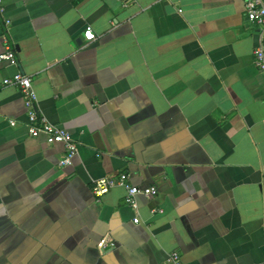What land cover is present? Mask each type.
I'll use <instances>...</instances> for the list:
<instances>
[{"label": "crops", "instance_id": "1", "mask_svg": "<svg viewBox=\"0 0 264 264\" xmlns=\"http://www.w3.org/2000/svg\"><path fill=\"white\" fill-rule=\"evenodd\" d=\"M3 2L0 52L18 64L0 62V264H264V77L245 0ZM18 71L77 142L71 165L29 135L23 93L3 83ZM122 173L159 193L137 208L125 186L94 193Z\"/></svg>", "mask_w": 264, "mask_h": 264}, {"label": "built area", "instance_id": "2", "mask_svg": "<svg viewBox=\"0 0 264 264\" xmlns=\"http://www.w3.org/2000/svg\"><path fill=\"white\" fill-rule=\"evenodd\" d=\"M123 6H127L131 3L138 2L139 0H119ZM170 2L182 1V0H168ZM245 6L248 14V18L259 28V44L254 49V65L257 70L264 77V0H245ZM179 12H182L181 7L178 8ZM5 11L3 0H0V14ZM7 24L10 23L6 20ZM85 37L88 40H94L96 38L91 26H88L85 30ZM7 61L10 64L17 65L18 58L16 51L12 47H7L4 51L0 52V62ZM5 85L18 86L24 96L25 105L28 112L27 128L30 136L39 137L45 136L47 143H62L65 147V152L61 157L60 166H68L73 163V159L78 153V145L73 138L71 132L64 127L54 124L47 120V118L41 113L38 106L37 93L33 87L32 77L18 71L13 76L6 77L3 80ZM12 125H16L15 120H11ZM129 174L122 173L118 177H101L95 180L93 187L94 193L100 197L107 193L112 187L121 185L127 188L125 196L126 203L132 207H138V196L144 195L146 197H153L159 193V188L156 185L151 186H135L128 183ZM134 221L139 222V218L136 217ZM99 246L103 248H114L116 242L109 237H103L99 241ZM170 264H184L179 252H172L169 257Z\"/></svg>", "mask_w": 264, "mask_h": 264}]
</instances>
